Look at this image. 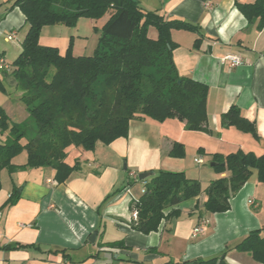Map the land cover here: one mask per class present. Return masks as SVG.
<instances>
[{"label": "crops", "instance_id": "obj_1", "mask_svg": "<svg viewBox=\"0 0 264 264\" xmlns=\"http://www.w3.org/2000/svg\"><path fill=\"white\" fill-rule=\"evenodd\" d=\"M137 1L148 11L200 28L198 45H194L198 36L191 31L172 30L170 38L176 44L172 59L178 75L208 89L205 129L187 130L177 119L158 123L134 119L126 138L109 145L97 143L92 152L71 149L67 162L78 161L80 168L61 184L55 182L51 168L2 170L0 264H183L223 252L228 264H259L234 249L249 232L264 229V184L255 172L228 201V211L205 212L206 197L201 194L165 210L167 214L177 209L178 216L162 220L158 230L148 235L131 228V204L142 195L139 173L183 172L204 189L227 176L213 172L214 154L226 156L240 149L264 155V27L258 30L256 23L248 24L236 7L238 0ZM13 2L0 0V60L9 66L19 55L28 28L20 9L11 8ZM44 29L40 45L64 54L60 43H49ZM148 36L155 39L156 30L149 28ZM226 56L238 57L241 64L230 67L223 61ZM0 80L7 91L0 90V108L10 122L25 121L28 116L18 91L3 71ZM231 106L254 124L256 135L222 125L221 117ZM6 135H0V142ZM174 143L183 145V158L169 156ZM25 155L21 152L12 164L24 165ZM12 196L17 199L7 206ZM196 226H202L203 233L194 236ZM115 242L124 247L106 246Z\"/></svg>", "mask_w": 264, "mask_h": 264}, {"label": "trees", "instance_id": "obj_2", "mask_svg": "<svg viewBox=\"0 0 264 264\" xmlns=\"http://www.w3.org/2000/svg\"><path fill=\"white\" fill-rule=\"evenodd\" d=\"M235 3L248 24L256 23L258 30L264 27V0ZM14 7L20 9L28 28L19 55L3 75L21 92L19 101L28 118L12 123L0 108V135L7 133L0 142V172L51 168L55 182L61 184L80 168L78 161L67 162L71 149L92 152L97 143L109 145L126 138L134 119L149 118L157 123L177 119L187 130L205 129L208 89L178 75L172 59L176 44L170 38L172 30L191 31L198 36L194 42L198 45L201 34L197 25L148 11L137 0H14ZM109 11L91 57L74 56L71 49L60 54L57 48L39 43L46 26L74 25L82 17L97 20ZM149 28L156 30L155 39L148 36ZM0 90L7 93L1 80ZM221 123L256 135L254 124L245 120L236 106L229 107ZM23 151L26 163L12 164ZM184 154L179 143L169 152L173 158ZM211 163L213 172L227 176L211 181L204 189L183 172L151 173L143 180L146 192L131 204L137 214L131 228L144 235L156 232L162 220L178 216L177 209L167 214L165 210L201 194L206 197L205 212L224 213L230 208L228 201L254 172L264 184V155L257 157L239 149L226 156L214 154ZM16 199L12 196L7 206L14 205ZM263 230L249 232L234 249L264 264ZM106 246L124 247L122 242ZM225 255L183 264H228Z\"/></svg>", "mask_w": 264, "mask_h": 264}, {"label": "rangeland", "instance_id": "obj_3", "mask_svg": "<svg viewBox=\"0 0 264 264\" xmlns=\"http://www.w3.org/2000/svg\"><path fill=\"white\" fill-rule=\"evenodd\" d=\"M110 15L111 12L109 11L97 20L82 17L77 19L74 25L55 24L46 26L44 32H47L49 43H60L64 53L71 49L74 56L91 57L97 48L102 27ZM16 94L20 96L21 92L18 91Z\"/></svg>", "mask_w": 264, "mask_h": 264}, {"label": "built area", "instance_id": "obj_4", "mask_svg": "<svg viewBox=\"0 0 264 264\" xmlns=\"http://www.w3.org/2000/svg\"><path fill=\"white\" fill-rule=\"evenodd\" d=\"M9 40H12L13 37L12 36H8ZM224 62L226 61L228 63V65L230 67H236L239 66L241 64V60L236 57V56H226L223 60ZM11 70V66H9L8 64H6L3 60H0V71H4V72H8ZM199 162V161H196ZM143 183V188L141 190V193L143 194L145 191V185L146 182H142ZM251 203V201H250ZM135 218H137V214L135 211L132 212V219L135 220ZM203 233V227L202 226H196L193 230V234L194 236L200 235Z\"/></svg>", "mask_w": 264, "mask_h": 264}, {"label": "water", "instance_id": "obj_5", "mask_svg": "<svg viewBox=\"0 0 264 264\" xmlns=\"http://www.w3.org/2000/svg\"><path fill=\"white\" fill-rule=\"evenodd\" d=\"M210 166H213V163H211ZM150 176H151V173L143 172V173H139L138 176H137V178H138L139 181H143V180L148 179V177H150ZM95 236H96V234L93 233V234L90 236L89 241H91V242L94 241Z\"/></svg>", "mask_w": 264, "mask_h": 264}]
</instances>
